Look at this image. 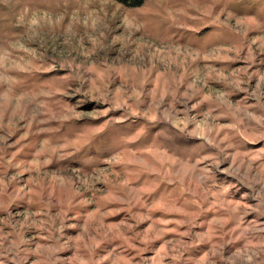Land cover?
I'll return each mask as SVG.
<instances>
[{"label":"rangeland","instance_id":"obj_1","mask_svg":"<svg viewBox=\"0 0 264 264\" xmlns=\"http://www.w3.org/2000/svg\"><path fill=\"white\" fill-rule=\"evenodd\" d=\"M262 239L264 0H0V264H243Z\"/></svg>","mask_w":264,"mask_h":264},{"label":"crops","instance_id":"obj_2","mask_svg":"<svg viewBox=\"0 0 264 264\" xmlns=\"http://www.w3.org/2000/svg\"><path fill=\"white\" fill-rule=\"evenodd\" d=\"M259 242H263L262 244H264V239L260 240ZM243 264H264V250H260L259 252H255V255L252 256V258L249 260V262L243 263Z\"/></svg>","mask_w":264,"mask_h":264},{"label":"trees","instance_id":"obj_3","mask_svg":"<svg viewBox=\"0 0 264 264\" xmlns=\"http://www.w3.org/2000/svg\"><path fill=\"white\" fill-rule=\"evenodd\" d=\"M114 1L126 7H136L141 5L146 0H114Z\"/></svg>","mask_w":264,"mask_h":264}]
</instances>
